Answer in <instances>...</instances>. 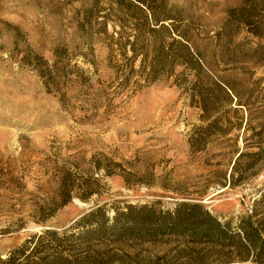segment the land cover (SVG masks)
<instances>
[{
    "label": "rangeland",
    "instance_id": "obj_1",
    "mask_svg": "<svg viewBox=\"0 0 264 264\" xmlns=\"http://www.w3.org/2000/svg\"><path fill=\"white\" fill-rule=\"evenodd\" d=\"M94 1L107 9L106 0H0L1 255L43 228L67 227L95 204L166 209L180 201H198L228 220L246 213L264 189V166L245 182L230 184L235 151L244 146L243 128L212 137L204 150L193 152L188 140L201 124L200 110L173 78L141 82L139 89L133 80L120 84L112 65L123 58L109 55L105 35L88 11ZM240 1L169 4L181 9L180 28L201 56L212 61L217 75L231 82L248 104L252 126L259 129L264 121V64L253 49L264 42L245 31L234 37L221 31L227 9ZM3 22L18 26L49 64L56 49H66L69 80L60 92L47 91L36 72L13 54ZM107 31L112 32L111 25ZM134 64L137 68L138 61ZM247 110L239 115L248 118ZM98 163L102 168L95 169ZM63 167L99 179L97 194L86 202L73 198L44 225L34 222L38 205L56 195ZM165 248L155 245L143 251L153 254Z\"/></svg>",
    "mask_w": 264,
    "mask_h": 264
},
{
    "label": "trees",
    "instance_id": "obj_2",
    "mask_svg": "<svg viewBox=\"0 0 264 264\" xmlns=\"http://www.w3.org/2000/svg\"><path fill=\"white\" fill-rule=\"evenodd\" d=\"M105 4L107 9L94 1L88 11L105 35L109 55L117 53L124 60L112 65L116 77L122 78L120 84L127 86L133 80L139 89L141 82L173 78L200 110L201 124L190 133V149L202 151L212 137L243 128L244 146L235 151L230 184H241L255 175L264 166V121L259 129L252 126L248 104L237 96L230 81L217 75L212 61L201 56L180 28L181 9L169 0H106ZM3 23L13 54L36 72L47 91L60 92L69 80L66 49H56L49 64L30 47L18 26ZM221 31L229 37L245 31L264 42V0H241L228 8ZM253 52L264 64V44H257ZM61 98L65 99L64 93ZM243 108L248 118L239 115ZM249 140L255 143L249 145ZM101 166L98 163L94 168ZM99 182L75 167L61 168L58 191L38 205L34 222L44 225L73 198L89 201L97 194ZM155 245L166 248L144 252ZM0 264H264V189L246 213L228 220L213 215L198 201H180L166 209L155 204L128 203L111 209L105 203L95 204L61 230L43 228L32 233L0 254Z\"/></svg>",
    "mask_w": 264,
    "mask_h": 264
}]
</instances>
